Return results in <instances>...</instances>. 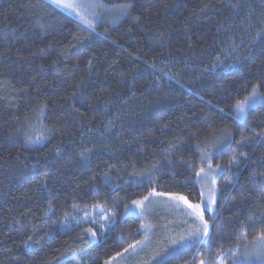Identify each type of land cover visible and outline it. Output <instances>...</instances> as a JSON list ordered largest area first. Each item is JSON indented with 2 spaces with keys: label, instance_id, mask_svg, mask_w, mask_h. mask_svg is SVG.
I'll list each match as a JSON object with an SVG mask.
<instances>
[{
  "label": "trees",
  "instance_id": "obj_1",
  "mask_svg": "<svg viewBox=\"0 0 264 264\" xmlns=\"http://www.w3.org/2000/svg\"><path fill=\"white\" fill-rule=\"evenodd\" d=\"M103 1L131 8L0 0V264H110L144 237L127 207L201 203L210 162L208 237L131 264H264V0Z\"/></svg>",
  "mask_w": 264,
  "mask_h": 264
},
{
  "label": "rangeland",
  "instance_id": "obj_2",
  "mask_svg": "<svg viewBox=\"0 0 264 264\" xmlns=\"http://www.w3.org/2000/svg\"><path fill=\"white\" fill-rule=\"evenodd\" d=\"M48 1L77 18V20L85 27L88 26L81 20V9H73L70 5L90 3L105 6L88 9V13L94 12L95 17L87 13L83 14V18L92 24V28H95L102 21L114 23L116 17L121 16L118 11H107L106 9L111 8L112 6L105 4L103 0H59V6L57 0ZM63 5H69V7ZM100 17H102V19H100ZM256 102L257 97H255V95L247 101L242 102L238 106V117L243 118L247 110ZM221 171V167H216L210 162L208 167H206L199 175V181L202 185L204 194L203 201L201 203H191L189 201V203L193 205H200L201 209H203L204 220H206L205 211L214 208L215 203L211 202L213 200L216 201V183ZM157 194L160 193L153 192L148 196L147 200H138V202H142L141 204H131L127 207V215H136L142 219L144 237L141 241L134 244L131 250L123 254L121 257H117L111 261L110 264L139 263V261L144 262L146 259H150L149 261L152 262L158 260L168 252L175 251L176 249H180L197 240H204L208 237V235L206 237L203 235L204 229L201 220L187 204H184L183 201L174 199L176 195L167 196ZM131 208H135L134 213L128 211ZM164 215L174 219V222L169 226H166L165 223L164 232H162L161 223L163 224L166 220Z\"/></svg>",
  "mask_w": 264,
  "mask_h": 264
},
{
  "label": "snow or ice",
  "instance_id": "obj_3",
  "mask_svg": "<svg viewBox=\"0 0 264 264\" xmlns=\"http://www.w3.org/2000/svg\"><path fill=\"white\" fill-rule=\"evenodd\" d=\"M57 3H58V6H59V0H57ZM65 7H69V5H63ZM71 8L73 9H76V8H79L81 9V20L88 26V28H92V24L88 21V20H85L83 18V14L84 13H87L89 15H92L93 17H95V13L94 12H91V13H88V9H95L96 7H105L103 5H95V4H90V3H81V4H72L70 5ZM131 8V5L130 4H126V5H113L111 8H108L106 9L107 11H110V12H119L121 15H126L127 14V11L128 9ZM119 17H116V19H118ZM100 19H102V17H100ZM204 170L201 169V172H203ZM197 175H200V173H197ZM157 195H160V194H157ZM145 200L148 199V197H145L144 198ZM174 199L178 200V201H183L184 204H187L189 208H191L193 210V212L198 216V218L201 220L202 224H203V235L206 237L208 235V228H209V222L207 220H204L203 218V209H201L200 205L196 204V205H193L191 203H189V201L183 197V196H175ZM142 202H138V201H134L133 204L134 205H139L141 204ZM211 203H215V201L213 200ZM129 212H135V208H131L128 210ZM261 236H264V233H261ZM201 264H205L204 261H201Z\"/></svg>",
  "mask_w": 264,
  "mask_h": 264
}]
</instances>
